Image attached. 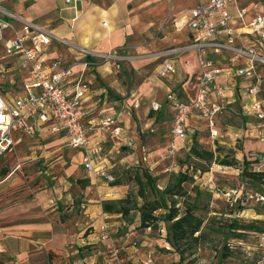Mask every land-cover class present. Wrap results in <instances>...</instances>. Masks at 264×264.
<instances>
[{
    "label": "crops",
    "instance_id": "0c3cea01",
    "mask_svg": "<svg viewBox=\"0 0 264 264\" xmlns=\"http://www.w3.org/2000/svg\"><path fill=\"white\" fill-rule=\"evenodd\" d=\"M85 2L89 5L88 0H80L76 8L71 5L65 6L70 15L68 20L75 21L71 25L75 32L66 33L67 29L62 28L64 26H58L59 31L56 30V33L71 37V41H73L72 36H75L79 41L74 40V42L85 44V47L94 51L112 50L119 42L118 38L106 37L112 28L103 34L97 33L102 38L100 42L90 39V35L95 32L91 26V21L95 18L94 13L89 9L83 17L78 14L79 11H85L90 6H85ZM240 2L241 5L251 3H242L241 0ZM194 3L195 0H189V5L186 7V20L183 25L185 39L177 41L178 43L174 42L159 52L188 44L193 40V31L188 21L189 7ZM262 4L264 5V2L251 7L252 11L246 18L249 19ZM230 9L234 14L237 13L234 7ZM106 13L104 9L98 15L103 16ZM104 23L107 24V22ZM250 38L253 41L256 37ZM96 44L98 46H95ZM125 51L124 49V54ZM48 52L51 55L60 54L66 61L77 58L72 49L58 44H54ZM207 55L225 70L219 77V82L224 85L228 101L227 108L215 120L219 134L211 137L208 131V138L213 148L216 145L221 148H230L234 145V141L229 140V137L223 139L225 136L218 126L220 122L218 119L221 116L237 114L235 105L238 102H244L243 109L249 113L250 99L246 95L245 86L251 84L253 79L234 73L236 66L248 63L245 58L235 56L227 50L211 49L208 50ZM171 57L175 71L168 73L165 79L161 78V81L156 86L153 85L146 96L134 89L129 92L128 85L113 75L114 66L110 63L94 68L84 67L82 64H76L73 67L72 81L80 80L88 85L82 97L85 123L88 125L91 119L111 116L115 119L111 127H120L119 134L101 127H92L88 131L92 143L102 144L108 163L115 173L127 162L150 166V169H153L156 163L161 161L157 156V149L160 148L161 142L165 144L166 149L165 153H161L162 157L170 159L167 149L174 110L168 95L174 94L185 101L193 100L197 89L189 81L200 69L197 52L194 50ZM5 58L9 59V68L16 69L18 71L16 75H19L18 78L14 74L8 81L0 78L2 92L11 99L14 95L25 92L29 77L25 70L20 68L17 58L12 56ZM13 58L16 61L14 65L10 62ZM178 59L181 61L178 62ZM115 71L118 72L119 68ZM258 72L260 92V85L264 80V67L258 66ZM114 77L116 80H113ZM102 81L105 83L102 84ZM148 97L151 101L147 105ZM153 102H158L160 108L153 109ZM141 112L146 119L136 123L135 114L140 115ZM198 121L202 120L195 114L187 121L190 128L188 142L197 131L196 129L200 130L196 127ZM138 124L149 132L145 138L138 129ZM206 128L207 126L205 131ZM23 139L29 140V144L39 142L36 146H30L33 152H30L29 158L13 160L10 168H3L0 172L1 264H114L111 254L113 248H118L132 264H152V259L147 253L152 247V244H149L152 236L148 235L150 227L140 226L139 211L134 219L127 220L126 213L121 210L120 200L125 197L127 183L120 182L117 176L114 182H110L85 169L82 165L83 149L72 147L68 143L69 133L62 123L52 120L45 123L37 122L36 131L33 134L14 131L11 147L0 155L12 154ZM130 139L133 141L132 145H128ZM180 141H178L177 150ZM240 145V148L244 149L264 147V141L255 139L247 141L241 138ZM244 149H240L241 154ZM235 155H238L237 152ZM260 155L264 157L263 153ZM36 178L39 179L37 187L32 184ZM22 182H26V185ZM106 202L117 203L116 207L120 210L104 208ZM104 234L107 237L104 238ZM141 238L144 239L139 245L138 239ZM108 247H111L109 249L111 255L108 253Z\"/></svg>",
    "mask_w": 264,
    "mask_h": 264
},
{
    "label": "rangeland",
    "instance_id": "374dc122",
    "mask_svg": "<svg viewBox=\"0 0 264 264\" xmlns=\"http://www.w3.org/2000/svg\"><path fill=\"white\" fill-rule=\"evenodd\" d=\"M241 1L248 3L254 0ZM88 2L90 6L85 2L84 5L89 7L87 9L85 7L86 10L82 11L83 13L79 11L78 14L83 17L89 9L94 13L95 18L91 21V26L95 32L90 35V39L100 42L102 38L97 33L103 34L112 28L109 32L107 31L106 37L118 38V45L113 49L124 47L125 54L130 56L129 59L120 61L119 65L110 62L114 66L113 75L128 85L129 92L134 89L146 96L153 85L156 86L161 78H166V75L161 76L158 73L160 64L166 57L160 55L159 51L174 42L185 39V26L183 25L189 0H88ZM0 4L25 18L39 22L48 28H55L54 32L59 31L58 26H64L62 28L67 29L66 33L75 32V29L71 27L75 21L68 20L70 15L65 9L66 5L71 4L66 0H0ZM104 9L107 13L99 16L98 13ZM70 38L68 39L71 40ZM72 38V42L79 41L75 36ZM74 43L81 45L78 42ZM2 53V44H0V56ZM180 59L178 62L181 61ZM10 62L14 65L16 61L13 58ZM9 64L8 58L0 59V78L8 81L14 74L19 78V75H16L18 71L10 69ZM118 68L119 71H115ZM115 77L113 80H116ZM104 83L102 81V84ZM260 88V97L264 101V80ZM146 99L147 105L150 104L151 98ZM243 104L244 102H238L235 105L237 114L221 116L218 119L220 121L218 126L225 136L223 139L229 137V140L234 141L232 147H224L223 150L231 151L238 161L236 166L219 165L212 159L204 160L195 156L190 151L191 141L188 142V140L179 142V148L175 154L177 165L173 166L170 164L171 159L162 157L161 153L166 152L165 144L163 142L159 144L157 156L161 161L156 163L153 169L148 166L153 175L157 177L156 189L148 185L145 189L146 198L158 199V192H161L167 185H175L177 171L181 165H189L191 166L189 173L192 177L183 182L185 193L166 194V201L170 203L172 199L176 200V206L179 207L181 214L186 206L196 204L194 212L203 219V223L198 241L191 247L186 246L182 253L166 240L168 222L160 220L154 223L148 228V235L152 236L149 244H152V247L147 253L152 259V264H251L246 255V248L256 241V232H258L256 229L264 226V200L257 198L259 195H264V183L252 176H246L243 169L247 171L264 170V157L260 155L264 154V147L244 149L240 148V142L241 138L247 141L248 139L264 141V123L245 111ZM135 118L136 123L146 119L142 112L140 115L136 113ZM138 126L145 138L149 132H146L142 125L138 124ZM196 127L200 129H196L195 132L198 138L213 149L210 144L211 140L208 138V130L207 128L206 131L204 130L205 122H196ZM253 129L259 131L255 132ZM28 141L23 139L12 154L0 155V172L3 168H10L13 160L29 158L30 152H33L32 147L38 145L39 141L34 144H29ZM240 149H244L243 154ZM37 151L39 152L38 149ZM236 152L238 155H235ZM142 168L137 163L127 162L115 173L120 182L127 183V192L123 198L126 201L121 202L120 200V204L129 207V212L126 214L127 220L135 218L138 214V206L144 201V198L138 194L139 184L136 179L137 175L143 172ZM38 182L39 179L36 178L32 184L37 187ZM22 183L26 185V182ZM234 187L237 192L228 198L224 192ZM174 189H176L175 186ZM166 211V208H159L156 213ZM235 220L239 225L252 223L255 227L247 230L237 229L241 235L234 234L231 223ZM142 239L144 238L138 239L139 245ZM109 249L111 247H108L110 254Z\"/></svg>",
    "mask_w": 264,
    "mask_h": 264
},
{
    "label": "built area",
    "instance_id": "2783aa9c",
    "mask_svg": "<svg viewBox=\"0 0 264 264\" xmlns=\"http://www.w3.org/2000/svg\"><path fill=\"white\" fill-rule=\"evenodd\" d=\"M80 0H66L77 7ZM262 0H254L241 5L240 0H195L189 7V27L193 31V40L185 45L168 48L160 55L166 57L160 64L161 76L175 71L172 55L188 50L197 52L200 69L189 81L197 89L191 101H185L174 94L168 98L174 113L170 126V141L167 155L173 166L177 165L175 154L178 141L189 137L188 119L194 114L205 122L209 135L216 137L219 132L215 126L217 116L228 106L225 88L219 82L224 69L209 58L208 50H227L235 56L247 60L246 65L236 66L234 73L238 76L252 78L251 84L245 86L250 99L249 113L264 122V103L259 97L260 74L258 66L264 67V5L259 7L249 19L247 14L251 7L258 6ZM237 11L234 14L230 8ZM256 37L255 39L250 38ZM0 44L3 54L17 58L21 69L25 70L29 82L23 94L7 98L0 88V153L8 150L13 143V132L20 131L33 134L36 123L54 121L62 123L69 133L68 143L83 149L82 165L95 176L110 182L116 180L114 169L107 160L106 152L100 143H92L88 131L92 127L108 128L114 134L120 133V127H111L115 119L111 116L91 119L85 123V111L82 97L88 87L86 82L72 81L73 67H98L104 63H114L130 56L124 54V47L100 52L75 44L67 37L54 32L51 28L17 14L0 4ZM54 44L72 49L76 59L64 60L60 54L51 55L48 50ZM4 69V67H3ZM153 109H159L158 102L152 103ZM130 139L128 145H132ZM237 192L236 188L224 192L228 198ZM264 200V195L257 196ZM103 237H107L106 234ZM111 254L114 264H132L128 258L113 248ZM246 255L251 264H264V227L257 233L254 244L246 248Z\"/></svg>",
    "mask_w": 264,
    "mask_h": 264
},
{
    "label": "trees",
    "instance_id": "16d2710c",
    "mask_svg": "<svg viewBox=\"0 0 264 264\" xmlns=\"http://www.w3.org/2000/svg\"><path fill=\"white\" fill-rule=\"evenodd\" d=\"M190 148L191 153L195 156L204 160H214L215 162L223 165L236 166L238 161L233 156L231 151H224L221 146L216 145L213 149L206 146L203 141H201L197 134L194 133L190 138ZM259 159V158H257ZM250 161V160H248ZM143 172L137 175V183L139 184L138 194L144 198L142 204L138 206V211L140 212L141 227H152L154 223L160 220H165L168 222L166 229V240L180 253L183 249L188 246L191 247L201 235V226L203 219L194 212L196 204H190L186 206L185 211L181 214L179 207L176 206V200L172 199L169 202L166 201V194L179 195L184 194L183 182L189 180L192 174L189 173L191 166L181 165L177 171V178L175 180V185H167L161 192H158L159 198L152 200L146 198V187L151 185L153 189H156L157 177L149 170L148 166H143ZM197 169V168H196ZM195 169V170H196ZM194 170V172H195ZM243 173L246 176H252L257 180L264 183V170L259 171H247L243 169ZM193 172V173H194ZM117 182V181H116ZM174 186L176 189H174ZM126 201V199H121V202ZM115 202H106L104 208L108 210H120L116 207ZM121 210L123 213L129 212V207L121 204ZM159 208H166V212L156 213ZM255 227L254 224L239 225L238 221H233L231 223V229L234 234L241 235L237 232V229H251ZM264 227V226H263ZM263 227L256 229L258 232L263 229ZM256 232V236L257 233ZM1 264V263H0Z\"/></svg>",
    "mask_w": 264,
    "mask_h": 264
}]
</instances>
